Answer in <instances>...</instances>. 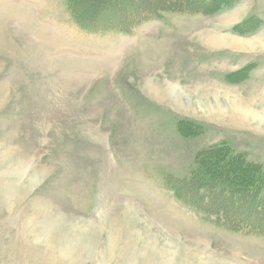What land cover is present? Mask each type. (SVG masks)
Returning <instances> with one entry per match:
<instances>
[{
  "label": "rangeland",
  "instance_id": "374dc122",
  "mask_svg": "<svg viewBox=\"0 0 264 264\" xmlns=\"http://www.w3.org/2000/svg\"><path fill=\"white\" fill-rule=\"evenodd\" d=\"M249 186L264 0H0V264H264Z\"/></svg>",
  "mask_w": 264,
  "mask_h": 264
},
{
  "label": "trees",
  "instance_id": "16d2710c",
  "mask_svg": "<svg viewBox=\"0 0 264 264\" xmlns=\"http://www.w3.org/2000/svg\"><path fill=\"white\" fill-rule=\"evenodd\" d=\"M73 8H74L73 5L72 6L70 5V11L74 15V13L72 12ZM115 27H117V26H115ZM228 188H229V191H231L230 193H232L233 191L236 193L238 191L237 193H239L241 195H245V194L249 195L250 194V195H252V197L255 196L257 198V201H256L257 205L260 207H264V189L250 187V186L249 187H239L240 188L239 190L238 189L234 190V188L231 189V187H228ZM227 218H228V222H230V221L232 222V223H230V226L232 229H240L239 226H241V228L243 226H244V228H246V226H247V228H249L248 229L249 232H256L254 230H261L263 228L260 223H257L258 220H257V222L252 223V221L244 220V219H240V218L234 219V220L230 219V217H227Z\"/></svg>",
  "mask_w": 264,
  "mask_h": 264
},
{
  "label": "bare ground",
  "instance_id": "6f19581e",
  "mask_svg": "<svg viewBox=\"0 0 264 264\" xmlns=\"http://www.w3.org/2000/svg\"><path fill=\"white\" fill-rule=\"evenodd\" d=\"M173 90H174V91H173ZM170 95H171V96H176V93H175V89H174V88H172Z\"/></svg>",
  "mask_w": 264,
  "mask_h": 264
}]
</instances>
